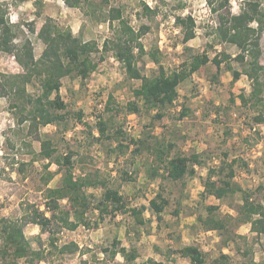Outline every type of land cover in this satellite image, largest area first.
<instances>
[{"label":"rangeland","instance_id":"obj_1","mask_svg":"<svg viewBox=\"0 0 264 264\" xmlns=\"http://www.w3.org/2000/svg\"><path fill=\"white\" fill-rule=\"evenodd\" d=\"M212 1L209 5L207 0H81L79 6L72 7L64 0H39L38 5L36 0H0L7 6L9 21L16 25L14 42L29 39L35 57L44 48L37 32L47 16L60 28H70L74 36L93 40L100 48L105 38H113L117 24L107 20L106 12L110 7H120L123 17L135 30L149 27L140 40L147 52L157 51L167 73L178 68L191 54L203 51L209 58L217 54L224 59L218 70L209 61L182 81L177 86L178 97L172 106L162 110V117H157L156 108H148L140 98L134 97L133 89L140 80L128 78L111 51L91 53L97 67L86 79L73 74L61 78L59 92L66 103V108L59 110L61 121L28 131L26 124L15 123L8 99L0 97V215L19 216L31 205L44 209L46 190L59 185L63 173L54 158L69 151L75 176H99L108 186L118 189L126 202L127 208L113 218L106 216L98 220V211L89 209L86 215L89 227L79 225L74 230L62 229L56 233L58 247L70 241L78 244V250L73 252L50 248L48 233L27 223L24 234L32 248L44 250V259L37 264H82L83 260L87 264H143L148 258L162 264H188V259L176 251L190 244L203 252L207 264L220 254L228 255L227 264H264V234L253 233L249 223L238 224L232 219L237 216L245 192L254 203L264 205V122L253 120L264 108L262 102L243 104L238 98L239 93L248 94L251 90V82L243 73L247 65L234 59L239 52L234 44L217 36L218 13L224 9L210 10L220 0ZM228 1L226 8L231 14L238 13L246 2ZM257 1L259 8L264 9V0ZM176 15H191L195 20V37L186 43H182L183 33L175 23ZM225 55L229 57L224 58ZM259 62L264 66V29ZM226 64L242 71L236 81L232 80V70ZM138 66L146 75L158 70L147 53L139 57ZM21 71L11 53L0 52V73ZM259 74L264 85V69ZM26 89L30 94L39 92L37 80L27 83ZM109 94L110 109H105V104L103 109L97 107ZM231 95L234 102L230 101ZM261 96L264 100V88ZM132 100L138 103L139 114H129L126 110ZM182 107H187L189 112L180 119ZM100 119L107 125V138L99 135ZM129 123L134 126L131 131H128ZM129 136H142L151 146L155 141L165 146L171 143L168 156L195 153L201 163L194 165L193 175L171 180L166 177L165 163L158 160L154 148H144L138 154L132 151L134 144L125 148V153L117 148L118 141L125 143ZM43 139H49L55 148L50 160L39 154ZM224 159L235 160L233 180L242 191L218 199L205 194L203 182L208 170L216 169ZM154 169L157 172L152 175ZM124 172L131 178L124 180L127 178ZM49 174L52 177L46 182ZM158 191L168 200L159 219L149 205V199ZM85 192L93 207L103 188L91 186ZM140 205L145 206L144 224L138 226L130 209ZM207 206H217L213 214L226 219L225 230L203 227L200 218L206 217ZM228 214L231 219L226 218ZM116 236L125 248L136 249L138 255L133 261L125 260L120 254L110 257L102 251ZM225 238H229L226 243ZM20 264L28 263L20 260Z\"/></svg>","mask_w":264,"mask_h":264},{"label":"trees","instance_id":"obj_2","mask_svg":"<svg viewBox=\"0 0 264 264\" xmlns=\"http://www.w3.org/2000/svg\"><path fill=\"white\" fill-rule=\"evenodd\" d=\"M37 1L39 0H36L38 5ZM64 2L66 5L74 7L79 6L81 0H64ZM207 2L209 5L213 3L212 0H207ZM228 2V0L217 1L215 6H210V10L216 12L224 9L218 13L219 21L215 29L217 36L223 42L234 44L239 50L234 59L240 63L245 62L247 65L243 73L251 82V90L248 94L239 93L238 98L243 104L252 101L262 102L264 108V100L261 96L264 85L260 81L259 74L264 69V66L259 62L260 37L264 29V9L259 8L257 0H246L238 13L231 14L226 8ZM145 7L150 10L147 5ZM106 16L109 22L116 21L117 24L113 38H105L100 48L93 40L84 41L79 36H74L70 28H60L50 16H47L37 32L44 48L41 54L35 57L29 39L26 38L20 43L14 42L17 35L16 25L9 21L6 4L0 2V52L11 53L22 68V71L18 73H0V97L8 99V107L17 125L26 124L28 131H32L46 124L61 121L63 116L59 110L66 108V103L59 92L61 78L73 74L81 79H86L97 67V62L92 59L91 53L98 50L111 51L116 60L121 63L125 75L130 79L140 80L139 86L133 89V95L140 98L146 107L156 108L157 117H162V110L173 105L178 97L177 86L182 81L189 78L209 61L216 66L217 70L224 61L217 54L209 58L208 54L203 51L191 54L188 59L180 62L178 68L167 73L159 62L157 51L147 52L140 40L141 35L149 27L141 26L135 30L123 17L120 7H110ZM253 22L255 25H252ZM175 23L183 33L182 43L195 37V20L191 15H176ZM146 53L158 65L155 74H143L138 66L139 57L141 58ZM227 57L229 56H224V58ZM226 65L227 69L232 70V80L236 81L242 71L233 69L229 64ZM33 80H37L39 92L30 94L26 89V84ZM232 96L230 101L234 102V96ZM111 100L112 96L109 94L104 101L105 109H110ZM126 110L129 114L140 113L139 105L135 100L127 103ZM188 112L187 107H182L179 118L181 119ZM77 117L81 118V112L77 113ZM253 120L255 123L264 122V109L262 114L254 116ZM97 125L99 135L109 137L105 134L107 126L105 121L100 119ZM130 129H134V126L128 127V131H131ZM132 137L129 136V140L125 143L118 141L117 148L125 153L123 150L134 144L132 151L135 154L140 153L144 148H154L157 151L158 160L165 163L166 177L171 180H182L186 175H193L195 173L194 165L201 163L199 155L195 153L168 156L171 143H167L165 146L162 142L155 141V144L151 146L142 136ZM40 146L39 154L50 160L55 152L51 141L43 139ZM162 154L165 155L164 159ZM71 157L72 152L69 151L54 158L58 168L60 170L63 168V173L60 184L46 190L44 209L31 205L26 207L24 213L19 216L0 215V264H20V260L28 264H37L44 259V250L32 248L29 239L24 234V226L27 223H33L48 233L50 248H57L63 253L73 252L78 250V244L70 241L58 247L56 233L62 229L74 230L79 225L89 227L90 222L86 216L89 209L97 210L98 220H103L106 216L113 218L117 212L127 208L123 195L118 189L108 186L106 180L88 174L75 176L72 171ZM234 163L235 160L224 159L216 169L208 170L207 178L203 182L205 194L220 199L242 191V188L233 180ZM47 167L48 164H45L44 168L47 169ZM151 171L152 175L157 172L156 169ZM124 174L127 177L124 180L131 178L127 172ZM215 175H218V178H214ZM51 177L52 174H49L45 181L47 182ZM91 186L103 188L101 197L93 207L89 195L85 192V189ZM62 201L65 203L61 204ZM167 203L168 200L159 191L149 199L150 208L156 213V218H160L159 213ZM216 209L217 206H207L206 217L200 218L201 224L207 230H225L226 219L217 218L213 214ZM144 210V205L130 209L135 224L138 226L144 224L142 217ZM236 212V217L232 218L228 214L226 218L235 219L238 224L249 223L251 232L264 234V205L262 203H254L250 200L249 194L245 192L242 204ZM228 240L229 238H225L224 242L226 243ZM102 251L109 253L110 257L120 254L127 261H133L138 255L135 248L127 249L122 246L117 236L113 238L109 246L103 247ZM176 252L187 258L188 264H207L203 252L195 245H184ZM227 259V254H220L210 264H227ZM82 264L87 263L83 260ZM143 264H162V262L148 258Z\"/></svg>","mask_w":264,"mask_h":264},{"label":"built area","instance_id":"obj_3","mask_svg":"<svg viewBox=\"0 0 264 264\" xmlns=\"http://www.w3.org/2000/svg\"><path fill=\"white\" fill-rule=\"evenodd\" d=\"M105 102H99L97 107H100L101 109H103V106H104ZM129 128H131V123H129Z\"/></svg>","mask_w":264,"mask_h":264},{"label":"clouds","instance_id":"obj_4","mask_svg":"<svg viewBox=\"0 0 264 264\" xmlns=\"http://www.w3.org/2000/svg\"><path fill=\"white\" fill-rule=\"evenodd\" d=\"M13 19H15V17H13Z\"/></svg>","mask_w":264,"mask_h":264}]
</instances>
